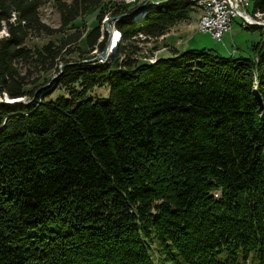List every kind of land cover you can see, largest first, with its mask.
<instances>
[{
    "label": "trees",
    "instance_id": "1",
    "mask_svg": "<svg viewBox=\"0 0 264 264\" xmlns=\"http://www.w3.org/2000/svg\"><path fill=\"white\" fill-rule=\"evenodd\" d=\"M124 2L54 0L49 29L41 0H0V97L28 102L0 104V264H264V27L244 28L259 31L248 58L139 62L140 44L194 12L162 0L114 20L119 43L88 63L104 15L140 5ZM89 10L83 33L73 23ZM41 33L59 38L25 46ZM39 71L54 76L25 89Z\"/></svg>",
    "mask_w": 264,
    "mask_h": 264
},
{
    "label": "rangeland",
    "instance_id": "2",
    "mask_svg": "<svg viewBox=\"0 0 264 264\" xmlns=\"http://www.w3.org/2000/svg\"><path fill=\"white\" fill-rule=\"evenodd\" d=\"M53 1L54 0H41V5L40 7L38 6L37 8V16L39 18V21L47 26L49 29H55L58 27V15L55 12V9L53 7ZM144 0H125V7H135L137 6L138 2H143ZM152 2L144 4V8L140 9L141 6H139L138 9L140 11L134 10L133 12L135 13V17L139 16V13H141L143 10H146L150 6L158 4L162 2V0H151ZM128 4V5H127ZM150 5V6H149ZM252 5H253V0H248V6L246 8V12L249 16L252 17L253 21L256 24H261L264 23V16L254 14L252 16ZM143 6V5H142ZM198 10L196 7L194 8V12H191L189 14V19L186 21H183L181 23H178L174 27H172L169 31L171 37L168 41L178 39L182 43L181 46H178L177 49L180 52H183L184 50H210L212 53L216 54L217 56L221 58H228L232 56L234 59L236 58H248L251 56V51H250V46L252 43L255 42L256 39H258L259 31L261 27L264 26H256L258 29H244L246 27H250V25H240V19L238 18H233L231 19L230 22V30L228 33H223L221 36V39L219 42L213 41L210 36L206 33H199L196 31L197 26H198V18L197 17V11ZM97 11L96 10H89L85 13V15L81 18H78L75 20L73 23L74 26L78 27L79 30H82L83 33L87 32L89 29L92 27L96 26L95 22V16H96ZM115 16L114 18H116ZM130 17V16H129ZM132 17V16H131ZM105 18H111L107 14L104 15L103 19L98 25V30L99 34L101 37H99V40L102 38V36L107 34L108 32L111 33V38H112V30H114L113 27V21L110 22H103ZM109 24L110 31H108L105 27L104 24ZM255 26V25H253ZM112 29V30H111ZM74 30L67 31L66 34L72 33ZM6 30L4 27L1 28L0 30V37H3L5 34ZM117 33V31L115 32ZM176 37V38H175ZM59 38V35H53V36H44L42 33L39 35H34L31 34L28 40L25 43V46L29 49L32 48H38L39 46L45 44L47 41H52L55 42ZM163 41L156 40V41H149L144 44H140V48H142V51L137 55V59L139 62H149L153 63L156 58H159L161 53H158L153 50H160L161 48L164 47V44L162 43ZM119 43V42H118ZM117 43V44H118ZM185 45V49H183ZM76 46L80 48L82 51H86V47L83 46L82 40L78 41L76 43ZM235 49V50H234ZM233 51V52H232ZM153 52H156L155 58L150 59L149 61L144 60V57H147L151 55ZM98 52L93 50L90 51L87 56H94V54H97ZM80 59L78 54L73 53L70 55H65L63 56V60L67 61H76ZM86 62V61H84ZM105 62V61H104ZM104 62H100L103 64ZM23 72V71H22ZM54 74L53 72L46 73L43 75L40 71L35 72L34 75L30 77V79L37 78L35 83L33 85H28L25 87V89H31L34 86H37L38 84H41L43 81L48 80L49 78L53 77ZM63 93V90L57 89L55 90L51 95L50 99H53L57 97L58 95H61ZM91 95L90 97H106L107 95V89L105 87L101 88H96L92 92H90ZM23 101L25 99L22 98Z\"/></svg>",
    "mask_w": 264,
    "mask_h": 264
},
{
    "label": "built area",
    "instance_id": "3",
    "mask_svg": "<svg viewBox=\"0 0 264 264\" xmlns=\"http://www.w3.org/2000/svg\"><path fill=\"white\" fill-rule=\"evenodd\" d=\"M151 0L138 2L137 5L142 6ZM248 0H203L202 10L197 11L198 26L196 31L206 33L210 38L219 42L223 33H228L230 30V22L233 18L240 19V25H252L251 16L246 12ZM233 52V51H232ZM156 57V53L144 57L149 61Z\"/></svg>",
    "mask_w": 264,
    "mask_h": 264
},
{
    "label": "water",
    "instance_id": "4",
    "mask_svg": "<svg viewBox=\"0 0 264 264\" xmlns=\"http://www.w3.org/2000/svg\"><path fill=\"white\" fill-rule=\"evenodd\" d=\"M135 13L136 12H132V13L127 14V15H120V16H117L116 18H114V17L105 18L103 22H110L113 20L121 19L123 17L129 18V16L131 17V16L135 15ZM255 26H264V23L256 24ZM104 27L108 31H110L109 24L105 23ZM110 39H111V33L108 32L102 50L100 52H98L97 54H94V56L92 58L87 60L88 63H96L98 60H105L112 54V52L115 49L116 43L114 44V46L110 47ZM27 103L28 102L23 101L22 98H9L5 94H3L0 97V104H4V105H12V104L26 105Z\"/></svg>",
    "mask_w": 264,
    "mask_h": 264
},
{
    "label": "crops",
    "instance_id": "5",
    "mask_svg": "<svg viewBox=\"0 0 264 264\" xmlns=\"http://www.w3.org/2000/svg\"><path fill=\"white\" fill-rule=\"evenodd\" d=\"M196 20H197V17H196ZM177 25V24H176ZM175 26V25H174ZM174 26H172V27H174ZM171 27V28H172ZM171 28H169V30L167 31V33H165L163 36H161V38H158L157 40H160V41H163L162 43L164 44V47L163 48H161L160 50L158 49V50H154V51H156L157 52V54L158 53H161L160 55V57L159 58H167V57H169L170 56V52H172L173 50H175V51H177V52H180L178 49H177V47L178 46H181L182 44V42L180 41V40H178V39H174V40H171V41H168L171 37H174V36H170L168 33H169V31H170V29ZM176 38V37H175ZM258 38H259V36H258ZM258 39H256L255 40V42L257 41ZM254 42V43H255ZM253 44V43H252ZM183 49H185V45H184V47H183ZM235 50V49H234ZM155 52V53H156ZM157 57V56H156Z\"/></svg>",
    "mask_w": 264,
    "mask_h": 264
},
{
    "label": "bare ground",
    "instance_id": "6",
    "mask_svg": "<svg viewBox=\"0 0 264 264\" xmlns=\"http://www.w3.org/2000/svg\"><path fill=\"white\" fill-rule=\"evenodd\" d=\"M185 1H187V2H189V3H191V4H193L198 10H202V1L203 0H185ZM159 4V3H158ZM158 4H155V5H152V6H150V8H152V7H155V6H157ZM145 6L143 5V6H141L140 7V9H143ZM140 9H137V11H140ZM136 11V12H137ZM251 21H253V19H252V17H251ZM253 25H256V23L253 21ZM248 26V25H247ZM250 26H252V25H250ZM112 30V29H111ZM113 32H112V38L110 39V47H112V46H114V44L116 43V45H117V43L119 42V40H120V35H119V33L117 32V33H115L116 32V30L114 29V30H112ZM104 62V61H106V59L105 60H98L97 62Z\"/></svg>",
    "mask_w": 264,
    "mask_h": 264
}]
</instances>
